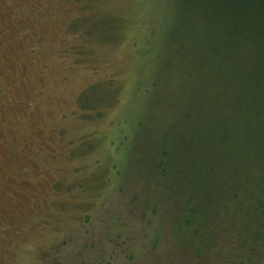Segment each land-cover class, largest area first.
<instances>
[{
  "label": "rangeland",
  "instance_id": "1",
  "mask_svg": "<svg viewBox=\"0 0 264 264\" xmlns=\"http://www.w3.org/2000/svg\"><path fill=\"white\" fill-rule=\"evenodd\" d=\"M186 1L0 0V264H264L247 64Z\"/></svg>",
  "mask_w": 264,
  "mask_h": 264
},
{
  "label": "trees",
  "instance_id": "2",
  "mask_svg": "<svg viewBox=\"0 0 264 264\" xmlns=\"http://www.w3.org/2000/svg\"><path fill=\"white\" fill-rule=\"evenodd\" d=\"M188 1L190 0L186 2ZM194 2L193 9L201 21V25H198L199 33L209 46L206 51H203V54L206 53L213 57L220 51L234 54L239 49L235 60H232L233 65L236 60L238 63L247 64L246 75L249 85L246 88L249 89L244 93L246 105L242 109L241 120L244 122L246 120L245 128L248 131V140L247 143L243 140L239 143L245 144L248 152L260 153L261 150L258 149L264 150V139L259 141V134H264V0H195ZM183 6L186 5L183 4ZM242 53H245L244 57L241 55ZM249 60L252 62L251 66L248 63ZM242 83L241 80H238V85ZM219 123V127H223L221 120ZM257 124L258 127L254 129ZM227 133L224 130L220 138L224 140ZM238 152L236 146L230 147L226 156L229 165L227 174L231 175L234 172L233 164L235 162L232 159ZM193 166L191 169L193 177H190L189 186L192 191H195L201 187V166ZM245 182L256 190L254 196H249L251 204L247 209L251 224L258 225L252 234L256 240L259 235H264V233L260 234L262 224L259 223L264 221V173L253 177L252 180L247 178ZM194 209L195 207L191 205L187 221L193 217ZM247 264H251L250 259Z\"/></svg>",
  "mask_w": 264,
  "mask_h": 264
}]
</instances>
